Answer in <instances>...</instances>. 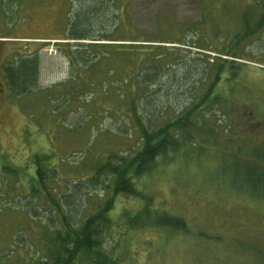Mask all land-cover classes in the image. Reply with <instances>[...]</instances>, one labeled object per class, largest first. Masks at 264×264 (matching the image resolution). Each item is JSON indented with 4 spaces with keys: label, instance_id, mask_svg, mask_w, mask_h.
I'll return each mask as SVG.
<instances>
[{
    "label": "rangeland",
    "instance_id": "374dc122",
    "mask_svg": "<svg viewBox=\"0 0 264 264\" xmlns=\"http://www.w3.org/2000/svg\"><path fill=\"white\" fill-rule=\"evenodd\" d=\"M97 1L105 15L92 20L87 35L113 33L117 40L96 42H127L118 40L122 35L134 45L154 49L130 55L138 61V56L170 52L169 73H162L151 87L160 103L178 111L192 93V81L204 79L201 73L184 78L187 67L201 68L223 58L225 69L231 65L236 72L235 79L224 78L217 86L228 106L213 107L210 121H205L215 135L193 138L200 154L176 155L136 182L154 205L184 218L190 232L153 227L126 231L120 238L126 246L124 263L264 264V199L236 193L212 173L232 143L264 144V26L228 42L240 26L239 12L247 0H116L119 11L110 0ZM12 2L0 0V264H32L39 256L33 228L42 217L28 213L34 207L42 215L50 208L43 195L28 191L33 155H45L47 164L58 168L49 185L65 190L66 183L87 172L86 163L103 160L109 150L130 152L139 138L122 113L127 101L117 88L118 76L110 72L116 58L109 48L90 67L79 68L75 80H68L63 51L75 49L71 44L77 41L90 42L66 38L71 13L81 8L82 0ZM114 21H122V27L114 30ZM34 53L36 86L17 93L5 82L2 67ZM16 74L11 72L12 77ZM85 81L84 88L74 90ZM139 204L138 198L118 193L109 213L116 217L122 209L134 212Z\"/></svg>",
    "mask_w": 264,
    "mask_h": 264
},
{
    "label": "trees",
    "instance_id": "16d2710c",
    "mask_svg": "<svg viewBox=\"0 0 264 264\" xmlns=\"http://www.w3.org/2000/svg\"><path fill=\"white\" fill-rule=\"evenodd\" d=\"M110 1L112 6L119 8L116 0ZM82 4L81 8L71 13L66 38L90 39V42L77 41L71 44L76 46L75 49L63 51L69 61L68 80H75L79 68L90 67L96 58L108 54L106 49L109 48V53L116 58L110 66V72L118 76L117 88L121 89V97L127 101V107L122 113L133 124L139 139L130 152L109 150L103 160L86 163L87 172L76 177L71 184L66 183L65 190L49 185L50 180L55 179L58 168L48 165L45 155H33L34 168L33 175L29 177L28 191L31 196L43 195L50 208L42 215L34 207L28 213L31 218H43L39 219V227L33 228V231L36 230V243L33 242V245H36L39 256L32 264H125L126 246L120 238L126 231L153 227L162 232H190L184 218L154 205L150 195L143 192L136 182L157 165L165 164L176 155L200 154L193 138L197 135L214 136L215 128L205 121H210L208 117L213 107L229 104L217 86L224 78H236V72L230 69L231 65L225 69L223 58L208 61L201 68L198 65L187 67L184 78L190 73H201L204 79L194 81L192 78V93L182 99L176 111L170 104L160 103L151 88L160 80L162 73H169L172 66L168 62L170 52L164 50L158 53L161 56L154 55L145 59L138 56V61V58H130V55L140 54L139 50L143 48L148 49V52L154 49L134 45L122 35H117L118 40L127 42H96L117 39L113 33L87 35L92 20L104 17L105 11L97 0L90 3L82 0ZM106 7L112 17L111 5ZM122 24V21H114L113 29L118 30ZM239 24L235 36H229L228 42L230 37H245L254 29L264 26V0L245 1L239 12ZM95 47H104L105 51H92ZM122 55L129 56L121 59ZM13 70L17 73L15 77L11 76ZM37 73L38 56L35 53L26 57L18 56L2 67L5 82L17 93L35 87ZM184 78L179 79V82ZM85 82L74 90L84 88L88 83ZM158 110L160 113H157ZM236 144L232 143L229 152L222 154L224 157L227 154L228 158L221 156L220 164L212 173L236 193L252 200H263L264 144ZM91 191H94L95 197L90 196ZM118 193L140 200L134 212L122 209L116 217L109 213ZM213 238L217 240V236Z\"/></svg>",
    "mask_w": 264,
    "mask_h": 264
}]
</instances>
